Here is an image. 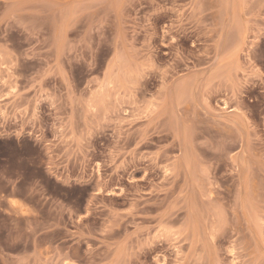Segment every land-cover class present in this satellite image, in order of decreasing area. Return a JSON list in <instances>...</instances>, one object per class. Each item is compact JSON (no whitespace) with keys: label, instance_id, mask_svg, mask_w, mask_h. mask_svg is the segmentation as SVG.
<instances>
[{"label":"rangeland","instance_id":"rangeland-1","mask_svg":"<svg viewBox=\"0 0 264 264\" xmlns=\"http://www.w3.org/2000/svg\"><path fill=\"white\" fill-rule=\"evenodd\" d=\"M0 264H264V0H0Z\"/></svg>","mask_w":264,"mask_h":264}]
</instances>
